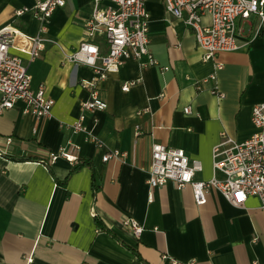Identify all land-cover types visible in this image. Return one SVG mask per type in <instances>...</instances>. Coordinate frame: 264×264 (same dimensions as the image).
I'll return each mask as SVG.
<instances>
[{"label": "crops", "instance_id": "0c3cea01", "mask_svg": "<svg viewBox=\"0 0 264 264\" xmlns=\"http://www.w3.org/2000/svg\"><path fill=\"white\" fill-rule=\"evenodd\" d=\"M34 1L0 0V26L35 34L38 21L30 10L14 15ZM143 3L157 64L125 58L92 87L82 85L92 68L65 56L86 38L92 1L64 0L48 18L45 35L56 42L46 41L27 71L31 87L42 84L53 98L51 115L37 119L22 111L21 102L0 113V264H264V209L257 197L235 206L211 188L196 204L189 184L178 189L167 181L151 188L146 181L153 142L198 159L202 168L195 179L221 176L211 159L220 132L246 138L254 129L251 107L264 101V34H256L254 15L236 19L237 47L216 55L223 64L216 84L224 96L218 99L214 82L200 81L212 62L202 59L193 30L167 12L163 0ZM94 40L105 53L102 35ZM129 80L136 82L122 90ZM91 90L107 105L87 111L84 130L74 132L66 124L78 117ZM63 145L77 159L49 161ZM115 148L125 153L122 161L101 159ZM80 159L91 165L73 171L65 183L54 180H64ZM94 215L114 236L97 229ZM126 217L142 225L139 236L122 223Z\"/></svg>", "mask_w": 264, "mask_h": 264}, {"label": "built area", "instance_id": "2783aa9c", "mask_svg": "<svg viewBox=\"0 0 264 264\" xmlns=\"http://www.w3.org/2000/svg\"><path fill=\"white\" fill-rule=\"evenodd\" d=\"M92 10L85 20L86 38L68 51L66 59L74 64H84L92 68L91 80L82 85L92 87L105 78L107 72L117 71L123 60L128 57L136 59L140 65L157 64L148 48L149 13L143 0H91ZM64 4V0H35L32 6L17 8L14 15L19 16L31 11L38 21L35 34H29L12 24L0 26V113L11 108L16 102L22 103V111L35 118L51 115L53 98L45 93L44 86L31 87V76L27 64L37 58L46 41L56 42L45 35L46 23L52 11ZM164 8L175 17H179L194 32L197 45L203 50L202 59L211 60V72L200 81L214 82L211 92L218 99L224 93L216 84L217 71L222 62L216 55L222 51L237 47V18H248L254 15L257 19L256 34H264V0H163ZM206 18V20H204ZM96 34L102 35L107 45L105 53L100 51L94 40ZM19 53L26 56V61ZM200 81L196 87L200 88ZM136 80L125 81L122 90H128ZM105 100L99 98L94 90L89 97L80 103L78 117L67 123L72 131L84 130L83 119L87 111L104 109ZM189 112V106H185ZM252 133L243 140H236L220 132V139L211 149L213 174L207 179H195L194 173L201 170V162L190 158L182 148L169 147L160 142L150 146V161L147 169V184L155 187L172 181L176 188L189 184L194 202L203 204L211 188L218 189L232 205H242L248 196H255L264 209V101L251 107ZM140 133L136 128L135 135ZM88 138L95 144L101 143L92 135ZM124 152L115 148L105 151L101 159L123 160ZM62 156L70 162L77 158L65 145L49 153V161ZM122 223L129 226L135 236H139L142 225L131 217ZM29 259V258H27ZM193 264V261L187 262Z\"/></svg>", "mask_w": 264, "mask_h": 264}, {"label": "trees", "instance_id": "16d2710c", "mask_svg": "<svg viewBox=\"0 0 264 264\" xmlns=\"http://www.w3.org/2000/svg\"><path fill=\"white\" fill-rule=\"evenodd\" d=\"M46 163H47V162H46ZM47 164L49 165V163H47ZM83 165H91V163H90V161H89L88 159H80L79 161H77V163L73 164V167L69 170L68 175L66 176V178H65L64 180H58L57 178H54V180H55L57 183H65V180L67 179V177H68L73 171H75L76 169L80 168V167L83 166ZM49 170H50V172H52L50 167H49ZM93 219H94L95 225H96V227H97L98 230H104V231H107V232L111 233V234L114 236L113 232H111V231L107 228V226H105V225L103 224V222L101 221V219H100L97 215H94ZM120 241L123 242L122 240H120ZM126 246H127V248H128L129 250H131L133 253H135V254L137 255V252H136L133 248H131V247L128 246V245H126ZM137 256H138V255H137Z\"/></svg>", "mask_w": 264, "mask_h": 264}]
</instances>
